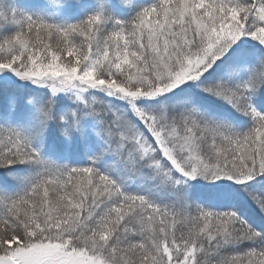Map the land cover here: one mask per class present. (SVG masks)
<instances>
[{
    "label": "snow or ice",
    "instance_id": "snow-or-ice-1",
    "mask_svg": "<svg viewBox=\"0 0 264 264\" xmlns=\"http://www.w3.org/2000/svg\"><path fill=\"white\" fill-rule=\"evenodd\" d=\"M0 264H264V0H0Z\"/></svg>",
    "mask_w": 264,
    "mask_h": 264
}]
</instances>
